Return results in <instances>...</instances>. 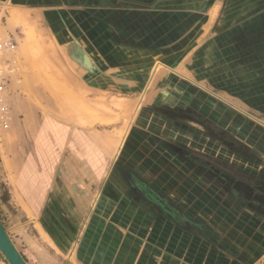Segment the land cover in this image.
I'll use <instances>...</instances> for the list:
<instances>
[{"label":"rangeland","instance_id":"1","mask_svg":"<svg viewBox=\"0 0 264 264\" xmlns=\"http://www.w3.org/2000/svg\"><path fill=\"white\" fill-rule=\"evenodd\" d=\"M109 1L117 9H100L104 24L88 30L96 39L70 54L43 10L0 3V220L28 264H231L222 230L254 192L194 168L181 148L264 189V119L251 113L250 87L239 88L250 85L249 54L264 47V0ZM236 6L242 42L220 35ZM19 102L37 108V125L52 117L67 130L37 227L19 224L6 201L12 155L33 144Z\"/></svg>","mask_w":264,"mask_h":264},{"label":"crops","instance_id":"2","mask_svg":"<svg viewBox=\"0 0 264 264\" xmlns=\"http://www.w3.org/2000/svg\"><path fill=\"white\" fill-rule=\"evenodd\" d=\"M115 2H119V0H113V3ZM176 2H174V8L176 9V12H180L178 10H182L183 8H179V2ZM0 3H10L15 9L19 10L20 8L43 10V15L46 14V16H48L46 24L48 26L52 24L50 26L51 28H53L52 26L58 27L57 30L55 27L53 28L55 32L53 35L56 36L58 40L64 42L62 44L66 50V54H70L69 52L73 51V46H81L80 40L84 39L89 41L96 39L93 37L95 36V33L88 30H92L93 26H96L97 24H104V22H100V9H117V7L115 5L113 6L109 0H0ZM51 9H57V12H52V14H59V17L54 20L53 18H49ZM235 9V22L231 23L232 21H228L227 23H229V26H225L226 29L223 28L221 31L222 34L220 35L224 38L229 37L233 31L235 37V35L239 33V29L247 24V20L242 21L241 19V22L237 20L240 11L238 6H236ZM112 15H114L113 12ZM111 17L112 19L115 18V16ZM114 22L108 19L105 23L111 25L114 24ZM143 22L146 21H139L136 24L139 26L140 32L143 31ZM159 23L155 22L154 25ZM128 24L132 23L128 22ZM211 24V20L209 19L206 23L208 29H210ZM89 26L90 28H88ZM159 26L161 27L162 24ZM233 27H235L234 30ZM154 29L158 31L157 27ZM71 30H74V33H72ZM106 30H108V33H112L108 28ZM254 31L252 30L251 34H253ZM157 33H160L161 35V30ZM242 37L243 35L240 37L236 36L235 40L242 42ZM97 39L100 40L102 38ZM122 40H124V38H122ZM262 41L264 42V39H262ZM257 48V51L250 49L253 53L251 55L249 54L251 57V61L249 62L250 67L248 69L251 73V79L249 80L250 85H240V87H237H250L251 113L259 120L261 118L264 119V47L257 45ZM231 56H233V58H238L237 63L241 66L239 68L240 71L246 72L247 69L244 70L245 68L242 67V63L246 66V61L242 59V51L235 50L234 54H231ZM96 71L97 69L94 72ZM156 76L157 73L149 88L153 85ZM145 98L146 95L143 101ZM18 104V109L24 110L26 112L25 116H27V118L24 119L26 122L23 131L31 135L29 137H31L33 141L32 150L31 152L28 151L30 153H26V157L17 155L16 159V157L12 155V162H14L12 170L16 175L14 176L13 182H8L11 184V188L8 192L10 196L6 194L5 199H7L8 196L9 200H6L9 204L8 207L15 210L19 223L20 220L24 219L33 222V219L40 217L41 212L46 208L51 185L55 182V180H53V169L57 161L56 154L61 151L62 146H60V144L65 141L64 138L67 130L52 117H43L42 122L37 125V121H39L37 108L30 107L29 104H25L24 102H19ZM139 110L140 108L136 113L139 112ZM36 126H40L38 130ZM185 151H187V149L181 148V155L187 163H190L184 155ZM18 159L21 160V163ZM248 179L249 178L247 177L242 180L234 179V182L235 185L240 188L252 190L254 192V195H252L253 198L247 201L243 200L242 204L246 207L245 211L242 209L237 215H232L233 218L239 217L241 220L236 218L235 224L227 226L224 231L222 230L226 236L222 242H224L223 245L226 246L229 254L226 258L231 264L264 263V189L260 184L262 182ZM4 215L7 216L5 212L0 213V217H3ZM33 223L34 227H37L36 222ZM38 224H40L39 221ZM43 233L45 235L47 234L44 230Z\"/></svg>","mask_w":264,"mask_h":264},{"label":"trees","instance_id":"3","mask_svg":"<svg viewBox=\"0 0 264 264\" xmlns=\"http://www.w3.org/2000/svg\"><path fill=\"white\" fill-rule=\"evenodd\" d=\"M184 155L195 168H199L203 172L210 173L215 177H218L220 173H223L238 180L245 178V176L239 171L222 164L209 156L191 150L185 151Z\"/></svg>","mask_w":264,"mask_h":264},{"label":"water","instance_id":"4","mask_svg":"<svg viewBox=\"0 0 264 264\" xmlns=\"http://www.w3.org/2000/svg\"><path fill=\"white\" fill-rule=\"evenodd\" d=\"M0 253L9 264H28L0 220ZM264 264V263H263Z\"/></svg>","mask_w":264,"mask_h":264},{"label":"built area","instance_id":"5","mask_svg":"<svg viewBox=\"0 0 264 264\" xmlns=\"http://www.w3.org/2000/svg\"><path fill=\"white\" fill-rule=\"evenodd\" d=\"M3 73L4 72H2L1 70H0V103H2L3 102V100L1 99V93L3 92V90L5 89V84H6V82H5V77L3 76ZM2 77H4L3 79H2ZM0 264H5V263H3V262H1L0 261Z\"/></svg>","mask_w":264,"mask_h":264},{"label":"bare ground","instance_id":"6","mask_svg":"<svg viewBox=\"0 0 264 264\" xmlns=\"http://www.w3.org/2000/svg\"><path fill=\"white\" fill-rule=\"evenodd\" d=\"M8 68V66L7 65H5V64H3V63H1L0 62V70L2 71V72H6V70L5 69H7ZM7 74L6 73H3V76L5 77V80L7 79L6 76ZM4 77H2V79L4 78ZM6 92V90L4 89L3 90V92L1 93V99L3 100V94ZM108 243V242H107ZM95 252V251H94ZM96 253V252H95ZM104 253H106V252H104ZM101 255V254H100ZM102 257V256H101ZM106 257V256H105ZM115 258V257H114Z\"/></svg>","mask_w":264,"mask_h":264}]
</instances>
